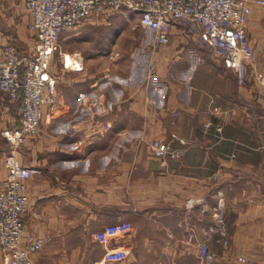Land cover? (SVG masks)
I'll list each match as a JSON object with an SVG mask.
<instances>
[{"label": "crops", "instance_id": "obj_1", "mask_svg": "<svg viewBox=\"0 0 264 264\" xmlns=\"http://www.w3.org/2000/svg\"><path fill=\"white\" fill-rule=\"evenodd\" d=\"M249 3L246 41L264 60V6ZM14 7L29 21L24 0H0V52L21 37L14 29ZM131 15L137 23L138 16ZM115 17L107 23L123 22ZM177 30L200 40L192 24L174 26L171 35ZM182 41L175 40L174 47ZM81 53L82 71L66 70L55 58L51 74L58 107L43 110L37 135L18 152L22 163L35 169L25 181L22 216L25 230L44 241L34 263L98 264L106 250L119 248L127 257L108 264H199L210 213L185 204L203 199L208 208L221 194L230 243L228 248L209 244L215 264H264V87L251 78L239 84L216 58L202 63L173 55L168 75L156 79V56L147 51L132 52L142 65L134 64L127 76L86 69L88 55ZM166 53L162 48L158 56ZM256 65L264 70V61ZM157 72L163 73L162 67ZM6 100L0 93V130L16 122L15 113L1 112ZM109 100L110 112L105 111ZM69 127L75 135L68 139ZM172 134L188 143L172 140ZM155 139L168 142L174 154L156 156L150 147ZM1 164L0 182L6 173ZM216 171L222 172L220 181L212 179ZM124 220L132 226L126 234L107 245L94 240L104 226Z\"/></svg>", "mask_w": 264, "mask_h": 264}, {"label": "built area", "instance_id": "obj_2", "mask_svg": "<svg viewBox=\"0 0 264 264\" xmlns=\"http://www.w3.org/2000/svg\"><path fill=\"white\" fill-rule=\"evenodd\" d=\"M264 6V0H256ZM29 15L28 29L33 37L29 49L7 42L0 52V93L6 97L2 113H13L17 105L14 125L0 130V136L8 145L3 157L5 177L0 182V252L4 264H35L33 254L44 247V241L24 227L23 213L28 196L25 181L35 172L26 166L18 155L27 138L37 135L43 110L54 111L59 104L56 79L51 74V61L59 52V39L66 30L84 22H107L123 9L138 16V26L154 32L150 55L156 47L165 45L171 30L178 24L197 27L201 42L210 48L222 66L231 70L239 84L248 78L264 87V70L256 65V53L246 41V23L251 13L249 0H24ZM62 67L70 71L84 69V57L80 51L60 54ZM249 70V74H248ZM155 103L154 100H150ZM114 102L106 103L105 111H112ZM216 112L219 108L214 109ZM227 113L224 111L223 113ZM232 113L231 111H229ZM75 135L73 127L67 129V138ZM171 139L181 145L188 142L172 134ZM156 156L174 154L168 142L155 139L150 142ZM264 151V142L261 144ZM162 165L165 161L160 162ZM214 181L222 179V172L212 175ZM206 200L188 199L186 208L201 205L210 213V224L203 231L198 246L199 264H215L216 253L210 243L228 248L230 235L226 224V204L221 194L207 208ZM129 221L104 226L94 234V240L107 245L131 229ZM127 257L125 249H109L98 264L118 263ZM238 260L245 262L244 257Z\"/></svg>", "mask_w": 264, "mask_h": 264}, {"label": "rangeland", "instance_id": "obj_3", "mask_svg": "<svg viewBox=\"0 0 264 264\" xmlns=\"http://www.w3.org/2000/svg\"><path fill=\"white\" fill-rule=\"evenodd\" d=\"M114 15H116L115 18H123V22L119 23L117 21L114 24L109 25L112 23V21L109 20L107 21L109 24L105 22L107 24L101 23L97 25L96 21L93 22L91 19H88V22H93V24L83 25V23L63 32L59 39L60 50L55 53L51 61V67L53 62L55 63L56 57L60 59V54L63 53L62 51L71 52L74 50H80L88 55L85 68L89 70L101 72L107 71L113 74L115 73L116 75L127 76L129 69H131L134 64L141 66L142 60H138L137 56H134L133 58L130 56L134 51L136 53L139 51H147L148 55L151 56L150 51L152 50L154 32L138 26L134 17H132L131 13L126 9L114 13L112 17ZM13 18L15 23L14 29L18 32V35L21 36L17 40L15 39L14 43L17 46L24 48H27L28 46L32 47L33 37L28 29L29 21L26 13L20 8L17 9V7H14ZM181 33V30L175 31V35H171L170 40L165 45L156 47V54L154 55V57L156 56V79H158V76L168 75L167 69L170 66L169 61L171 58L173 59V55L174 58L177 59H180L181 56L183 57L186 54L191 55L194 60L202 63L206 59L211 60L212 58H216L213 56L210 48L203 42L200 40L196 42L194 40L191 41V37L185 38ZM193 33L194 31H189V35H192ZM195 33L200 39L199 31ZM178 38H182L183 41L174 47V41ZM250 47L255 50L257 55L256 48L254 46ZM162 48H166L168 53L159 57L158 54ZM259 61L264 60L263 58L256 56V63H259ZM159 66L162 67L163 73L159 74L157 72ZM5 145L3 144L0 146V162H2V166L3 157L7 151Z\"/></svg>", "mask_w": 264, "mask_h": 264}, {"label": "trees", "instance_id": "obj_4", "mask_svg": "<svg viewBox=\"0 0 264 264\" xmlns=\"http://www.w3.org/2000/svg\"><path fill=\"white\" fill-rule=\"evenodd\" d=\"M16 111H17V105H15L14 107H13V114L15 113L16 114ZM7 145V144H6ZM7 148H8V145H7Z\"/></svg>", "mask_w": 264, "mask_h": 264}]
</instances>
